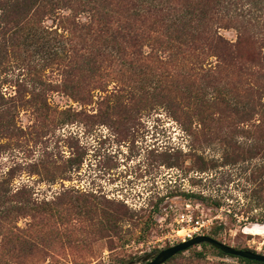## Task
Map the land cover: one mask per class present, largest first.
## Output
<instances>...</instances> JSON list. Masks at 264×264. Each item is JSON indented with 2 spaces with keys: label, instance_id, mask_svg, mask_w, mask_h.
<instances>
[{
  "label": "rangeland",
  "instance_id": "obj_1",
  "mask_svg": "<svg viewBox=\"0 0 264 264\" xmlns=\"http://www.w3.org/2000/svg\"><path fill=\"white\" fill-rule=\"evenodd\" d=\"M244 11L248 19L257 20L253 30L257 40H264V0L257 9L247 6ZM44 25L60 28L48 20ZM55 31L58 29L49 32L33 27L34 39L26 42L28 50L0 68V82L7 79L0 92L13 95L11 86L24 77L22 74L28 73L30 78L25 79L31 86L39 84L36 80L42 58L49 64L42 79L60 85L63 78L54 56L60 38ZM219 33L230 43L237 42L235 29ZM58 35L65 33L60 29ZM37 40L49 41V49L31 46ZM147 44L145 53L167 56L154 46L152 52ZM260 49L264 52L263 44L249 43L240 55ZM180 61L183 67L190 65L182 58ZM27 65L29 72H23ZM149 65L158 74L163 68L174 69V64L160 65L155 58ZM136 76L130 73L121 78ZM93 79L108 86V95L114 92V75ZM190 81V86L198 84L196 73ZM186 83L179 77L175 86L180 90ZM117 86L123 103H114L116 97L112 103H100L106 94L99 91L94 92L92 103L77 102L60 92L49 93L47 103H0V264H142L149 255L198 235L264 255V233L252 235L245 230L252 224H264L263 210L250 200L248 180L251 170L263 165L264 151L252 160L232 157L226 162L230 150L226 151L218 138L203 144L183 130L186 116L195 115L198 103L164 95L161 102L132 103L140 95L138 85L122 82ZM159 89L162 94L170 90L172 98L177 93L175 87L163 84H158L155 92L160 93ZM217 117L222 119L217 129L228 131L230 136V121ZM232 136L245 143L241 136L233 132ZM194 154L212 161L215 167L204 173L197 171ZM170 158L178 166L168 165ZM25 201H29L26 207L36 211L28 210L22 216L5 213ZM96 204L112 215L115 229L103 222L106 219ZM121 206L128 212L124 218L116 215ZM20 238L36 242L39 248L28 251L21 245L20 251L15 242ZM165 264L245 263L200 245Z\"/></svg>",
  "mask_w": 264,
  "mask_h": 264
},
{
  "label": "trees",
  "instance_id": "obj_2",
  "mask_svg": "<svg viewBox=\"0 0 264 264\" xmlns=\"http://www.w3.org/2000/svg\"><path fill=\"white\" fill-rule=\"evenodd\" d=\"M259 2L260 0H0V68L9 63V59L18 58L28 50L26 42L27 38L34 39L33 27L38 26L49 32L61 29L65 33L58 35V31H55L60 38V46L54 49L55 60L63 78L60 85L42 79L44 75L41 74L49 65L42 58L39 59L43 63L39 71L41 73H37L36 80L39 84L31 86L25 79L30 78L28 73L22 74L24 77L11 86L14 88L13 95L6 96V93L0 92V103H47L48 94L53 92L63 93L77 102L92 103L95 91L106 94L105 98H100V103H112L113 97H116L114 103H123L122 95L117 94L122 91L117 84L121 85L123 82L126 85L131 82L138 85L137 90L140 92L132 103L161 102L162 95L173 100L184 98L189 103H198L195 115L186 116L188 120L183 124L186 135L203 144H209L218 138L225 144L226 151L227 148L230 150V154L225 156L226 162L232 157L241 161L252 160L259 151H264V52L262 49L254 50L242 57L240 50L249 43L263 44L264 47V40H257L253 32L257 27V20L248 19L249 14L244 11L247 6L257 9ZM63 11L70 14L62 15ZM47 20L52 24L57 22L60 28L44 25ZM228 29H235L238 33L235 44L225 40L219 33V30ZM146 43L151 46L152 52L154 46L161 50L160 53H167V56L162 58L150 54L151 52L145 53L143 49ZM33 45L39 50L50 47L49 41L41 43L37 40V43H31ZM152 58L160 65L172 63L174 66L171 67L174 69L163 68L158 74L156 68L149 65ZM180 58L190 65L183 67L182 61L177 62ZM173 70L177 71L176 75L172 73ZM22 71L29 72L28 65ZM130 73L137 74V78H121ZM194 73L198 77V88L190 86V78ZM103 74L114 75L117 83L110 95L107 85L93 79ZM151 77L156 78L152 79L153 87L150 85ZM179 77L182 82L186 79L187 83L177 90L178 86L175 84ZM6 80H1L0 85L7 84ZM34 80L32 79V83ZM158 84L175 87L176 96L172 98L168 95L171 88L166 91L167 94H162L161 89L160 93H156ZM220 115L229 120L233 127H230V136L228 131L217 129L222 119L215 116ZM238 124L245 125V128H237ZM232 132L241 136L245 143H238L233 139ZM191 156L194 158V168L201 173L215 167L212 161H206L195 154ZM170 160L171 158L167 161L168 165L178 166L177 161ZM248 180L250 200L263 210L261 217L264 221V163L251 170ZM26 203L29 201L6 210L5 213L25 215L33 208L26 207ZM96 208L105 217L106 221L103 222L115 229V223H112L114 218L107 209L104 206L100 209L98 204ZM85 212L88 213L89 210ZM127 214L124 206L116 212L119 218H124ZM15 242L20 246V251L21 245H25L28 251L39 248L36 242L21 238ZM201 246L213 247L209 244ZM214 249L220 255H225ZM237 259L245 264H263Z\"/></svg>",
  "mask_w": 264,
  "mask_h": 264
},
{
  "label": "water",
  "instance_id": "obj_3",
  "mask_svg": "<svg viewBox=\"0 0 264 264\" xmlns=\"http://www.w3.org/2000/svg\"><path fill=\"white\" fill-rule=\"evenodd\" d=\"M253 226H264V224H252L249 227L252 228ZM202 244L212 245L221 253L230 257L247 259L264 264V255L246 250H238L206 235L191 237L177 245L161 250L157 254L149 255L147 258H145L144 263L142 264H165L167 261L178 255L179 253H183L194 246H200Z\"/></svg>",
  "mask_w": 264,
  "mask_h": 264
},
{
  "label": "bare ground",
  "instance_id": "obj_4",
  "mask_svg": "<svg viewBox=\"0 0 264 264\" xmlns=\"http://www.w3.org/2000/svg\"><path fill=\"white\" fill-rule=\"evenodd\" d=\"M248 234L260 235L264 233V226H253L245 229Z\"/></svg>",
  "mask_w": 264,
  "mask_h": 264
}]
</instances>
